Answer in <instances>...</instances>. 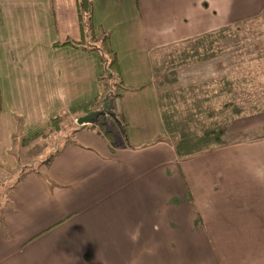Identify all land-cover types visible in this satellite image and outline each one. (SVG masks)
I'll use <instances>...</instances> for the list:
<instances>
[{
	"label": "crops",
	"instance_id": "obj_1",
	"mask_svg": "<svg viewBox=\"0 0 264 264\" xmlns=\"http://www.w3.org/2000/svg\"><path fill=\"white\" fill-rule=\"evenodd\" d=\"M92 22L116 56L111 107L131 147L79 128L20 176L0 212V264H221L210 229H246L251 264H264V106L224 126L219 148L179 161L157 103L264 69V0H92ZM80 39L75 0H0L2 181L21 139L101 106L97 53L64 44Z\"/></svg>",
	"mask_w": 264,
	"mask_h": 264
},
{
	"label": "trees",
	"instance_id": "obj_2",
	"mask_svg": "<svg viewBox=\"0 0 264 264\" xmlns=\"http://www.w3.org/2000/svg\"><path fill=\"white\" fill-rule=\"evenodd\" d=\"M75 2L81 39L77 43L65 42L64 44L97 53L101 65L98 85L102 89V94L111 92L110 100L112 101L118 97L116 88L119 86V82L117 81L116 56L109 45L108 33L95 34L94 32L92 0H75ZM236 84L235 79L224 77L157 96L163 127L179 161L219 148L222 143V128L235 117L247 111L255 110L254 106L241 107L229 97ZM98 109H100V105L94 100L69 111L61 112L52 117L42 131L19 141V146L26 147L29 150L37 142L38 144L48 142L69 129L68 136L66 135L59 145L50 150L47 156L38 159L37 164H20L18 171L15 173V179L11 181L12 184L0 183L2 186H7L5 192L0 190V212L8 199L7 194L16 180L25 172L47 164L67 145L72 144L74 142L72 136L79 128L95 129L107 138L112 148L131 147L127 138L126 124L118 117L112 107L109 112H101L96 115L87 125L73 126L72 123H68L72 117L76 119L78 116ZM66 125H68V128ZM16 158L19 160L17 156Z\"/></svg>",
	"mask_w": 264,
	"mask_h": 264
},
{
	"label": "rangeland",
	"instance_id": "obj_3",
	"mask_svg": "<svg viewBox=\"0 0 264 264\" xmlns=\"http://www.w3.org/2000/svg\"><path fill=\"white\" fill-rule=\"evenodd\" d=\"M235 79L237 82L235 89L229 95V97L239 106L247 108L250 106L261 107L264 106V69H259L251 74H239L233 76H225ZM224 78V77H221ZM220 79V78H219ZM213 80V79H212ZM217 80V79H214ZM211 81V80H208ZM207 82V81H205ZM249 82V83H248ZM249 84L248 88L245 89L243 85ZM245 92V93H244ZM248 97V99H242L240 97ZM71 125H77L75 119L72 117L69 122ZM72 126V127H73ZM68 128V125H66ZM69 134V129L65 130L56 138L48 141L41 142L37 146H32L29 150L28 148L19 146L16 144L14 146V153L18 157L19 164H37L38 159L44 158L49 154L50 150H53L57 145L62 142V139ZM40 142V141H39ZM32 160V162H31ZM34 160V161H33ZM185 160V159H183ZM25 163V164H24ZM33 166V165H32ZM16 171H12L11 181L15 179ZM10 181V180H9ZM6 181L0 179V183L9 184ZM10 181V182H11ZM0 185V190L5 192L6 185ZM8 190V189H6ZM211 239L216 244V252L221 260V264H251V260L246 253L245 247L248 242V232L246 229H210ZM248 230V229H247ZM210 255L211 251L208 248ZM212 257V256H211Z\"/></svg>",
	"mask_w": 264,
	"mask_h": 264
},
{
	"label": "water",
	"instance_id": "obj_4",
	"mask_svg": "<svg viewBox=\"0 0 264 264\" xmlns=\"http://www.w3.org/2000/svg\"><path fill=\"white\" fill-rule=\"evenodd\" d=\"M111 92H107L104 97L101 100V106L100 109L91 111L87 114L78 116L75 119V123L79 126L87 125L89 124L96 115H98L101 112H109L111 109V100H110Z\"/></svg>",
	"mask_w": 264,
	"mask_h": 264
}]
</instances>
